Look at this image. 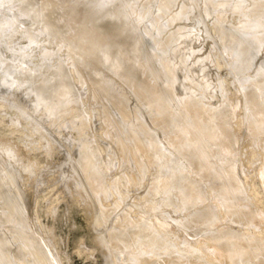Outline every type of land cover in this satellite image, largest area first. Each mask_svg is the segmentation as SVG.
<instances>
[{
    "label": "rangeland",
    "instance_id": "1",
    "mask_svg": "<svg viewBox=\"0 0 264 264\" xmlns=\"http://www.w3.org/2000/svg\"><path fill=\"white\" fill-rule=\"evenodd\" d=\"M79 1L82 2L83 0H68L67 3L70 2V5L77 6V4L81 3H79ZM115 1L116 0H102L101 2L103 3V5L106 6L108 4L107 6H109L110 4H112V2ZM162 1L163 0H122V2H126V7L129 10L132 6L142 9L143 7H147L148 10H150L151 16L156 18L162 16V21L160 20V22L164 24V27L162 33L160 34V40H157V45L161 41L164 42L167 39H169L172 44H175H171V48L165 53V55L167 54L166 56H158V59L155 58L157 56H154L150 53L151 50L148 46L145 47V51H147L148 55L151 54V60L149 61V63H152L151 66L153 70H158L156 71L157 76L153 81L156 84V89H164L165 92L163 97L152 101H142L137 96H135L136 94H134V92L128 85L123 84L119 80L115 81V84L116 86L118 85L117 88L121 90L120 93L122 92L121 94L124 99V109L126 110L127 114L123 115L120 110H116L117 108L113 105V103L108 101L107 98L105 99V97L97 91L95 85L88 77V69H83L80 63L73 58V56L69 52V44L67 42H61L58 39L57 34H51L50 32H48L45 22L41 21L40 24V21H38V23L37 20L34 19L31 15L23 13L21 9L23 4L22 0H0V153H2V155H5L6 158L8 157V152L10 154L9 158L11 160L14 158V161L12 160V162H10V164L14 162V166L10 164L9 165L14 169L18 168L16 169L18 174H23H20V179L26 181V184L25 182L23 184V182L19 180V185L22 187L21 189L25 192L28 183L29 186H32H28L29 189L26 191V194H28V202H26L24 205L27 210L24 208V211L22 210L23 213L21 212V218H25L23 217V215H28L29 219L27 217L26 218L29 221H26V219H24V221L22 219L21 225L22 228L24 226V229H21L22 232H24L23 230H26V232H28H24L26 236L28 235L29 237L31 236L30 238L34 237L35 240L38 239V241L41 240L40 242L44 241L47 243L46 245L49 249V252H51V259L56 258L55 262H53L54 260H47V264H52V262L55 264H105L102 248L98 242L100 230H105L106 227L109 226L116 227V223L118 225L117 227L121 226L120 228H122L126 225V227L124 228H127L136 224L135 222H146L147 219L149 221V224H152L153 228L155 227L154 229H157L161 233L163 232L162 234L166 235H164L166 240L168 239L166 244L163 245L162 249H157L159 251L161 250V253H159L161 255L164 253L162 250L168 249L167 251H171L169 252V254H174L173 250H175L176 252V250H178L179 248V251L181 252L190 254L194 253L196 255L195 259L202 262L203 264L206 263V260L207 263L209 262L208 264H211L212 262L213 264H231V261L235 260L229 257V254H226L225 250L221 248L220 243L222 241L227 242V239L228 241H230V239H233L232 237H235L236 235L234 234V232L236 233L235 229H237L238 231L241 230V233L244 232L243 235H241L240 232H237L238 235L236 236H242L241 238L244 239L245 244H243V247H245L246 249L243 248V250L245 249L246 251H244L249 254H251L252 251L254 252L251 254L252 257L250 256L247 259L249 261L246 262L244 260H241V264H249L250 261V264H255L257 263V261L260 262L262 260L264 262V256L259 255L264 253V171H262L264 170L262 169L264 168V110L261 111L262 113L260 112L261 114H258L259 117L257 122L250 121L253 120V114L248 97V92L253 88L254 81L258 77V71L259 69H261L260 67H255L258 65L264 66L262 64L264 63V42H261V46L259 44L258 46L260 47L255 50L258 53L254 52L255 54H251L255 57L253 58L251 56V58L247 59L246 68L242 69V72H237L235 68L233 69L232 67L234 66L233 64L234 60H236V56H234L235 54H232L233 52H228L229 48L226 45V43L230 39L228 36H223V34L231 32L230 34L233 37L237 32L240 31L241 26L243 25L242 23L246 22L247 19H254L255 21L259 22L260 25L263 24V26H260V32H258L259 26H256V29L255 27L254 29H252L253 27L250 29L253 31L257 30L256 32L260 34V36L258 35V37L261 38V35H263L264 37V0H172L167 4L164 11L161 12L159 11V6L162 5ZM91 2H93V4L96 3L93 0ZM261 2L263 3V7L260 11L261 15H259V13L255 10V7ZM18 3L20 4L19 6ZM182 10H184V12L179 15ZM184 13H186L187 15ZM148 18L149 17H147V19L145 18L144 22L139 25L140 29L138 28V31L141 30L143 24L148 23ZM2 23L4 24V26L2 25ZM5 23L8 26H6ZM6 27H9L8 30ZM2 29H6L7 31H3ZM155 29L156 28L154 27L152 30L153 33H155L156 31ZM253 31H251L252 34L255 33L254 35L257 36V33ZM199 33H201V35ZM172 37L173 39L171 40ZM183 43H187L188 46H186V44L183 45ZM204 51L205 53H203ZM178 53H180L182 56ZM230 54L234 58L231 59ZM175 55L177 56L175 57ZM153 58L156 60H154ZM184 58H186L185 61ZM168 60H170L171 62ZM177 60H179L180 62ZM190 60L192 62H190ZM153 61H156L155 65ZM178 62L179 64L177 65ZM61 63L63 64V69L60 71L58 70L57 66ZM165 65H170L171 68L167 71H163L162 67H164ZM155 67H157L158 69ZM209 70L212 73H210ZM241 73H243V76L245 73L244 77H246L247 80L242 75H240L241 78H239L237 74ZM159 74L161 75L159 76ZM22 76L24 78L27 77L26 80H24ZM161 76H168V78L164 79ZM48 77L50 78V80L48 81V88L50 92H55L59 85L65 81L69 82L72 85V91L67 94V98L69 101L66 103V105H69L71 103L68 106L69 108L66 106L65 108L67 110L63 108L60 111V114L58 113L57 117L52 116L53 118L44 115L45 108L43 107L45 106H41V104L44 105L42 103L44 101H42L40 104L39 99L41 100V98H39V96L36 94L37 90H35L37 89L38 84L40 82H43L42 80L47 79ZM4 78H6L5 80L8 79V81L4 82ZM20 78L22 81L19 80ZM186 78H188V80ZM242 78H244L245 81ZM156 79L159 82L158 84H160V87H158L159 85L157 84ZM166 79L168 80L166 81ZM169 79L170 82H168ZM162 80L165 82V84L162 83ZM198 80L200 81V83ZM7 82L10 83L8 85L9 87L7 86ZM29 82L32 84V86L31 84H29ZM242 82L243 84H245L243 85ZM246 82H248L249 84ZM175 83H178V86ZM4 84H6L5 88ZM15 84L18 86L15 87ZM10 85H13V87L10 88ZM123 87L126 89H124ZM18 89H20L22 93L20 92V90L18 91L20 93H18ZM127 89L128 91H131L128 92L131 93V95H126ZM168 89L172 92V94L171 92H168ZM30 90L31 92H29ZM204 90L205 92L206 90H208V93H204ZM123 91L125 98L123 95ZM174 93L176 94V96ZM132 94L134 97L132 96ZM168 94H170L172 98V101H169V106L168 102H165L170 99V96H168V100L166 99L168 98L166 96ZM29 96H31L32 98ZM96 96L98 97V99H101L100 102ZM131 96L132 98H129ZM26 98L27 102L32 103H30L28 108V103H24L26 102ZM10 99L12 100L10 101ZM77 99L79 100L78 103ZM179 99L181 101H179ZM37 100L39 101L37 102L38 104H36ZM73 100L74 102H72ZM177 100L181 103H179ZM10 102H12L11 105H9ZM13 103L16 104H14L13 106ZM175 103H178V106ZM33 105H35L36 107ZM37 105L40 106H38L39 109ZM173 105H176L175 109H178L176 110L177 112L173 110ZM192 105L193 107H191ZM24 106L25 108H23ZM32 107L34 109L36 108L38 111L36 109L32 110ZM101 107L105 109H102ZM140 107H143L144 109ZM179 107L181 108L179 109ZM22 110H25V112H21ZM183 110L185 111V113ZM194 110L196 111V116L194 115ZM33 111L37 113L32 114V116L37 115V118L36 116L35 118H33L34 116H31V113H33ZM173 111H175L176 113ZM104 113H107L108 115ZM196 117L197 119L200 117L199 119H201V123H206L210 120L211 122L208 123L211 124L213 130L215 129L214 138L210 143L208 152L211 155L208 154L210 155L208 156L210 157L208 158V160L213 157L219 159V167L217 166V164H215V166H217L220 170L222 169V174H220L222 175V177H224V180L221 179V175L218 174L220 170L219 172L217 171L218 169L215 170L216 167L214 168V164H212L214 163L213 160H215V162L217 163L216 158H213L209 162L212 174H210L209 176H204L202 173L197 171L195 169V166L192 164L191 151H179L169 142V138L174 135L173 132H175L177 135H181L184 138H189V136L193 138H203L204 134L200 126L201 123L198 124ZM177 119L180 121V123ZM36 120H38V123L39 120H42L40 121L42 123L38 124ZM189 120H191L192 122H189ZM120 122L122 123L120 124ZM187 122H189L188 125H185V123ZM43 124L45 125V127ZM122 124H127V126H130L131 128L127 126L125 127V125L123 126ZM192 124L193 126L195 125L194 127L196 128H192ZM117 125L119 128L117 127ZM46 126H49V128ZM39 127H41V129ZM43 127L44 129H46V132L44 131ZM123 128H127V130L129 128V132H125L124 130L126 129ZM252 128L255 132H253ZM147 129L149 132H147ZM158 129L159 133L157 131ZM193 130L196 131L194 132ZM126 133L129 134V136H127ZM44 135L47 137H45ZM120 135H125V137L123 136L122 138ZM152 137L157 142V148L159 149L158 151L151 150L152 152L149 151L148 153H145L144 151L129 153L130 150H127V148L129 149V146L132 145L136 139L140 138L144 140L145 143H148L150 142ZM118 138L120 139L118 140ZM54 139H58L59 142H56ZM216 139L222 142H219L218 140L216 141ZM84 146L86 147L84 153L85 157L87 158L86 159L83 157L84 165L89 166L92 161H95L102 174L101 181L103 188L97 191L98 194L96 193V196L98 197H96L97 200L95 199L96 204H99L98 206L101 207V216L103 217L104 215V218L102 220L104 223L102 225L104 226L101 225L102 228H100L99 232H97L98 230L95 231V229L99 228L98 225H95L96 223L94 222V220L100 213L98 214V212H96L94 208L91 207L92 204H90V200L83 199V197L75 192L76 186L73 183V179L75 178L76 173L73 171L72 166L78 165V162L82 157L80 152ZM9 147L12 149V151L14 150V152H10L11 149H8ZM65 150L69 151V153H66ZM65 153L66 155L64 157H66L67 159L65 158V160L63 158V160L62 155H64ZM67 154H70V156L68 157ZM11 156L13 157L11 158ZM169 156H172L171 159ZM9 158L6 159L7 162L10 160ZM70 158H73L72 161ZM62 161L65 165L66 162L69 165L67 164V166L65 167ZM140 163L144 164V169H140L138 167L137 164ZM229 164L232 169L234 168L236 173L235 177H237V190L232 186L230 177L227 172L226 167L229 166ZM30 166H32L34 172L32 171V168L29 169ZM22 167L23 173L21 172ZM24 167L27 168L24 169ZM62 167L64 169L67 168L65 170L66 172L68 171L69 174H67L66 172H64L66 173L64 174L62 172L64 170L62 169ZM163 169L165 171H163L162 173L161 171ZM82 170L83 169L80 167V172ZM167 170H169V174L168 172H166ZM26 172L29 173L26 174ZM82 172H84V170ZM176 172H178V176H182L180 185H185L191 182L196 184L194 185L195 190L196 188H198V186L200 190L202 188L203 192L200 191L199 193V190L197 189L198 192L196 190V195L199 194V197H202L203 195L202 200L200 199L201 197L196 198L198 195L195 197L197 200H200V209L197 207L200 206L197 203V200L195 199L196 203H194L193 206V202H190L189 200V194H186L185 196V193H182L180 189H176L175 186L177 185L172 187L169 193L165 189H162L164 187L160 184L159 181H161V179L163 178L169 177L170 175H176ZM61 174L64 175L61 176ZM216 174L218 180L215 178ZM24 175H27L28 178ZM60 178H63V180ZM221 180L222 182L225 181L229 183H222ZM66 181L68 182V185L65 184L67 183ZM210 183L212 186H208ZM224 184L228 186H224ZM24 185H26V187H24ZM63 185H67L68 190L70 188H73L74 192L73 189L72 191L70 189V192L67 190V192L66 186ZM23 187L25 190L23 189ZM63 187H65V190ZM177 188L180 187L177 186ZM174 189L175 191H172ZM163 190L166 192L164 193ZM254 190L257 192H255ZM162 192L164 195L162 194ZM170 193L173 195H171ZM229 193H231V196L229 195ZM218 194H220V198L218 197ZM254 195H256L257 198ZM166 196L167 199H165ZM162 197H164L163 200ZM262 197L263 201L260 200V198ZM175 198H177V200ZM244 198L246 199L244 200ZM232 199L234 200V202ZM256 199H259V202L256 201ZM170 200L174 201H172L173 204L176 203L175 201H177L176 205L179 204L178 207L180 206V210L177 209L175 204H171V207L174 206V208L172 207L174 210H172V208L169 207V203H171ZM195 200L193 201L195 202ZM237 201L238 203H242L238 204ZM232 202H236V206L235 204H232ZM163 204H169L168 208H171V210H168L167 206ZM189 204L192 205V208H189L191 207L189 206ZM203 205L207 206L206 209L208 208L207 210H209V212H207H211L210 214L204 212L206 211V209ZM233 205L237 207V210L234 209L235 207H232ZM241 205H243V207ZM183 206L186 209L183 208ZM195 206L197 208H195ZM208 206H210V209ZM238 206L239 209H241V212L239 211ZM137 207H139L140 209H138ZM158 207L162 209H158ZM165 207L169 212L171 211L172 213L170 212V214L165 209ZM91 208L93 209V212L95 211V216V213L93 214L92 210H90ZM193 209L196 210V212ZM245 209H249V212ZM165 210L167 211V214L164 212L162 213V211ZM251 210L253 213L251 212ZM26 212L27 215H25ZM160 212L162 215L160 214ZM197 212H199L200 214H197ZM239 212L242 214H240ZM168 213L170 215H168ZM177 213L178 215H176ZM190 213L192 215V218L191 215L189 216ZM213 213L215 216L213 215ZM195 214L197 216H200L202 214L200 218H202L204 221V217L208 219H206V222H203L202 220V222L199 224L201 219L198 221L197 219H199V216L197 217ZM211 215L214 217H210ZM256 215L257 217H254ZM195 216L197 219L195 218ZM187 218L188 222L185 223ZM192 219H196V221H198V224H196L197 222L191 223L195 222V220L193 221ZM212 219L216 221L214 222ZM207 220H209V222H207ZM129 221H131L132 223ZM244 221L245 225L241 226L242 224H244ZM246 221H249L250 223L248 222L247 224ZM23 222H25L24 225ZM26 222L28 225L26 224ZM31 222L34 224H32ZM237 222L238 225H236ZM208 223L212 224L215 234L212 233V226H210V228L208 229H211L212 235H209L210 231L205 229L207 228V226L209 227ZM206 224L208 225L205 227ZM32 225H36L35 227L37 228H34V226ZM198 225H201V227L203 226L205 228L199 231L201 228ZM222 225H224L223 227L225 228V230ZM219 226L222 229L219 228ZM27 227L31 228L28 229ZM163 228L165 229V231ZM231 228H234V230H232ZM216 232H218V234ZM222 232L224 234H222ZM247 232L249 233V235ZM259 233L261 234V236ZM228 234L230 236H232L233 234L234 235L230 237ZM214 235L218 238L221 236L222 238H220L222 241L220 240V242H218L219 240L215 238ZM227 236L228 238L226 239ZM243 236L245 237L243 238ZM256 236L257 239L254 241ZM246 237H248L249 239L245 240ZM209 238H211V241L214 238V241L211 242ZM215 239L218 240L216 241L219 245L215 242ZM246 241H248V243H246ZM256 242L257 244H255ZM178 243L181 245H179ZM248 244L251 246V248L249 247L250 249L260 247L259 252L258 248L257 251L256 249L252 251L250 250L251 252L249 251V249L247 250ZM259 244H261V246ZM176 245L178 246V248ZM164 247L168 248L163 249ZM217 247H219L220 250L217 249ZM222 249L224 251H221ZM42 252L43 251L41 250V253ZM31 255L26 253L22 256V258H14L12 259L10 264H24V261H26L28 264H32L33 258ZM254 255H258L257 258L259 260ZM222 257L224 259H222ZM227 257H229L228 259L231 260L228 261V259H225ZM252 258L255 260H253ZM238 262L239 261L232 262V264H240V262Z\"/></svg>",
    "mask_w": 264,
    "mask_h": 264
},
{
    "label": "bare ground",
    "instance_id": "2",
    "mask_svg": "<svg viewBox=\"0 0 264 264\" xmlns=\"http://www.w3.org/2000/svg\"><path fill=\"white\" fill-rule=\"evenodd\" d=\"M68 0H25L22 4V11L23 13L25 14H29L31 15L34 19L38 21H40V24H41V21L45 22L46 24V28H47V31L50 32L51 34H57V37L58 39L61 41V42H67L69 44V52L70 54L73 56V58L80 63L81 67L83 69H88V77L89 79L91 80V82L95 85L97 91L99 93L102 94V96L105 97V99L107 98L108 101H110L111 103H113V105L117 108L116 110H120L122 112L123 115H126L127 112L126 110L124 109V99H123V96H122V92L120 93L121 90H119L116 86V80H119L121 81L123 84H126L128 85L132 91L134 92V94H136L135 96H137L140 100L142 101H152V100H157L159 99L160 97H163L164 95V89H156V84L154 83V78L157 76L156 75V71L158 70H153L151 64L152 63H149V61L151 60V54L154 55V56H157L155 57L156 59H158V56L161 57V56H166L165 53L171 48V41L169 39L165 40L164 42L161 41L158 45H157V40L159 39L160 40V34L162 33V30H163V27H164V24L162 22H160L161 17L159 18H156V17H153L151 16L150 14V10H148L147 7H143L142 8H135L131 7V9H127L126 7V2H122V0H116L115 2H112V4H110L109 6H105L103 5V3L99 0H93V1H98L96 2L95 4H93V2H91L92 0H83L82 2L79 1L80 4H77V6L75 5H70L68 2ZM71 1V0H69ZM104 1V0H103ZM110 1V0H108ZM136 1V0H135ZM172 0H166V1H162V5L159 6V11H164V9L166 8L167 4L170 3ZM107 2V1H106ZM105 2V3H106ZM132 2V1H131ZM92 3V4H91ZM104 3V4H105ZM110 3V2H109ZM128 3V2H127ZM135 4V3H134ZM20 4L18 3V6ZM105 6V7H103ZM195 6H196V2H195ZM263 7V3H259L256 5L255 7V10L260 14V11ZM161 8V9H160ZM186 11V10H185ZM184 12V10H182L180 12L179 15H181L182 13ZM152 13V12H151ZM186 14V13H184ZM187 15V14H186ZM263 15V14H262ZM148 18V23H145L143 24V26L141 27V30L138 31V28L140 29L139 25H141V23L144 22V19ZM264 17V15H263ZM258 20V19H257ZM162 21V20H161ZM260 21V20H259ZM2 22V21H1ZM5 22V21H4ZM263 22V21H262ZM261 22V23H262ZM8 23V22H7ZM39 23V22H38ZM243 25L241 26V29L239 32H237L233 37L231 36V32H227L225 34H223V36H228L229 37V41L226 43V45L228 46V52L232 53V54H235L234 56H236V60H234V66L233 69L235 68V70L237 72L241 71L242 69L246 68L247 66V59L248 58H251V54L252 53H258L257 51H255L258 47L261 46V42H264L263 41V35H261V38L258 37V35L260 36V34H258L256 31H253L251 30L250 28L255 29L257 28L256 26H259L258 27V30L259 28H261L260 26H263L260 25L259 22L255 21L254 19H247L246 22L242 23ZM1 25V24H0ZM2 25L4 26V24L2 23ZM6 26H8L6 23H5ZM2 27V26H1ZM156 28L155 30V33H153V28ZM7 30L9 27H6ZM3 30V29H2ZM1 30V31H2ZM6 30V29H4ZM3 30V31H4ZM6 30V31H7ZM256 32L257 33V36L254 35L255 33L252 34V32ZM260 32V30L258 31ZM251 33V34H250ZM194 34V33H193ZM201 35V33H199ZM50 36V35H49ZM190 36V35H189ZM54 37V36H53ZM55 38V37H54ZM184 38H187V37H184ZM207 38V37H206ZM52 39V38H51ZM56 39V38H55ZM173 39V37L171 38V40ZM35 40V39H34ZM182 41V40H181ZM190 41V40H189ZM178 42V41H177ZM176 42V44H177ZM192 42V41H191ZM196 42V41H195ZM206 42V41H205ZM261 43V44H260ZM58 44V43H57ZM188 46L187 43H183V45ZM204 44V43H203ZM260 44V46H258ZM172 45H175L174 43ZM149 47L150 50H151V54L148 55L147 51H145V47ZM182 46V45H181ZM192 47V45H191ZM195 47V46H194ZM202 47V46H201ZM226 48V47H225ZM147 49V48H146ZM203 49V48H202ZM182 50V49H181ZM230 50V51H229ZM263 50V48H262ZM185 51V50H184ZM183 51V52H184ZM259 51V50H258ZM171 52V51H170ZM189 52V51H188ZM202 52V50H201ZM260 52V51H259ZM195 53V52H194ZM193 53V54H194ZM205 53V51L203 52ZM254 53V54H255ZM180 54V53H178ZM183 54V53H182ZM260 54V53H259ZM181 55V54H180ZM231 55V54H230ZM263 55V54H262ZM177 55H175L176 57ZM182 56V55H181ZM229 56V55H228ZM184 57V56H183ZM182 57V58H183ZM186 57V56H185ZM253 58L255 56H252ZM257 57H258V54H257ZM187 58V57H186ZM184 58V61L185 59ZM231 59L234 58L230 57ZM264 58V57H263ZM154 59V58H153ZM154 59V60H156ZM256 59V58H255ZM176 60V59H175ZM226 60V59H225ZM260 60V58H259ZM258 60V61H259ZM170 61V60H168ZM179 61V60H177ZM152 62V61H151ZM154 62V65H155V62L156 61H153ZM171 62V61H170ZM180 62V61H179ZM179 62L177 63V65L179 64ZM181 62H182V59H181ZM190 62H192L190 60ZM188 63V62H186ZM230 63H233V62H230ZM262 63V62H260ZM173 64V63H172ZM195 64V63H194ZM213 64V63H212ZM264 65V63H262ZM174 65V64H173ZM181 65V64H180ZM179 65V66H180ZM197 65V64H196ZM162 66V65H161ZM182 66V65H181ZM186 66V65H185ZM192 66H193V63H192ZM208 66V65H207ZM262 65H258L256 66L255 68H258L260 67L261 69H259L258 71V77L256 78V80L254 81V84H253V88L251 90H249L248 92V97H249V103H250V107L252 109V114H253V117L252 119L253 120H250V121H254V122H257L258 120V114H261L264 110V66ZM160 67V66H159ZM190 67V66H189ZM58 70H62L63 69V64H59L57 66ZM157 68V67H155ZM163 68V71H167L169 70L171 67L170 65H165ZM158 69V68H157ZM192 69V67H191ZM200 69V68H199ZM210 69V68H209ZM195 70V69H194ZM207 70V69H206ZM54 71V70H53ZM212 71V69H211ZM256 71V69H255ZM195 72V71H194ZM197 72V71H196ZM210 72V70H209ZM235 72V71H234ZM242 72V71H241ZM250 72V71H249ZM37 73V72H36ZM55 73V72H54ZM212 73V72H210ZM199 74V73H198ZM197 74V76H198ZM243 73L241 74H237L240 77V75H242ZM37 75V74H36ZM161 74H159L160 76ZM167 75V74H166ZM189 75V74H188ZM212 75V74H211ZM210 75V76H211ZM26 76V75H25ZM83 76V75H82ZM237 76V78H238ZM243 76V75H242ZM244 76H245V73H244ZM243 76V77H244ZM23 77V76H22ZM21 77V78H22ZM33 77V76H32ZM162 78H168L167 77H163L161 76ZM213 77V76H212ZM21 78L19 80H21ZM27 77H23L24 80H26ZM29 78V77H28ZM34 78V77H33ZM38 78V77H37ZM36 78V79H37ZM196 78V77H195ZM210 78V77H208ZM246 80L247 78L244 77ZM242 78V79H244ZM6 78H4L3 80H5ZM87 79V78H86ZM159 79V78H157ZM156 79V81H157ZM172 79V78H171ZM175 79H176V75H175ZM188 80V78H186ZM207 79V78H206ZM244 79V81H245ZM50 80V78L48 77L47 79H43L42 81L43 82H40L37 86V95L39 96V98H41V100L39 99L40 101V104L42 102L44 105L41 104V106H45L43 108H45V111H44V115L47 116V117H57L58 113L60 114V111L65 108L66 106L68 107L69 105H66V103L69 101L68 98H67V94L70 93L72 91V85L65 81V82H62L59 87L57 88V90L55 92H50L49 91V88H48V81ZM161 80V79H159ZM168 79H166L167 81ZM8 81L5 80L4 82ZM10 81V80H9ZM22 81V80H21ZM163 81V80H162ZM176 81V80H175ZM178 81V79H177ZM176 81V82H177ZM199 81V80H198ZM241 81V80H240ZM243 81V82H244ZM3 82V81H2ZM33 82V81H32ZM170 82V79L169 81ZM197 82V81H196ZM242 82V84H243ZM250 82V81H249ZM252 82V81H251ZM18 83V82H17ZM36 83V82H35ZM119 83V82H118ZM117 83V84H118ZM159 82L157 81V84ZM161 83V82H160ZM162 83L165 84V82L163 81ZM161 83V84H162ZM180 83V82H179ZM200 83V81H199ZM217 83V82H216ZM240 83V82H239ZM248 83V82H246ZM3 84V83H2ZM10 83L7 82V86L9 85ZM20 84V83H19ZM29 84H31L29 82ZM92 84V85H93ZM121 84V83H120ZM177 86H178V83H175ZM215 84V83H214ZM245 84V83H244ZM243 84V85H244ZM249 84V83H248ZM160 87V84H158ZM175 85V86H176ZM201 85V84H200ZM1 86V85H0ZM6 84H4V88H5ZM18 85L15 84V87H17ZM25 86V85H24ZM32 86V84H31ZM174 86V88H175ZM250 86V85H249ZM248 86V87H249ZM3 87V85H2ZM9 87V86H8ZM7 87V89H8ZM13 87V85L11 86L10 85V88ZM122 87V86H121ZM252 87V86H251ZM30 88V87H29ZM120 88V87H119ZM124 88V87H123ZM205 88V87H204ZM215 88V87H214ZM17 89V88H15ZM22 89V88H21ZM26 89V88H24ZM126 89V88H124ZM123 89V90H124ZM129 89V88H128ZM127 89V94L126 95H131V93H128ZM208 89V88H207ZM210 89V87H209ZM248 89V88H247ZM245 89V90H247ZM250 89V88H249ZM6 90V89H5ZM20 89L17 90V92L19 91ZM2 91H3V88H2ZM199 91V90H198ZM201 91V90H200ZM21 92V90H20ZM18 92V93H20ZM31 92V90L29 91ZM131 92V91H130ZM168 92H171L169 89H168ZM214 92V91H213ZM22 93V92H21ZM25 93V92H24ZM96 93V92H95ZM204 93H208V90H204ZM26 94V93H25ZM35 94V93H34ZM172 94V92H171ZM175 94V93H174ZM247 94V93H246ZM123 95H124V91H123ZM205 95V94H204ZM31 96H32V93H31ZM29 96V97H31ZM35 96V95H34ZM98 96V95H97ZM96 96V97H97ZM133 96V94H132ZM129 97V98H132ZM167 97L170 96V99L169 97L166 98L168 101H165L166 103L168 102V106H169V101H172L171 99V95L168 94L166 95ZM176 96V94H175ZM209 96V95H208ZM211 96V95H210ZM25 97V96H24ZM36 97V96H35ZM134 97V96H133ZM32 98V97H31ZM30 98V99H31ZM38 98V97H37ZM101 98V96H100ZM124 98H125V95H124ZM175 98V97H174ZM29 99V101H30ZM98 99V97H97ZM103 99V98H102ZM185 99V98H184ZM183 99V100H184ZM12 99H10L11 101ZM15 100V99H13ZM78 100V99H77ZM76 100V101H77ZM99 102L101 99H98ZM32 101V100H31ZM35 101V100H34ZM34 101H33V104H34ZM38 100L36 101V104H38L37 102H39ZM178 101V100H177ZM177 101H174V102H177ZM179 101H181L179 99ZM178 101V102H179ZM71 102V101H70ZM74 102V100L72 101ZM79 102V100L77 101V103ZM164 102V103H165ZM173 102V103H174ZM8 103H9V100H8ZM12 102H10L9 105H11ZM24 103H28L27 104V108L29 107L30 103L31 102H27V98H26V102ZM23 103V104H24ZM143 103V102H142ZM181 103V102H179ZM14 104L16 103H13V106ZM32 104V103H31ZM76 104V102H75ZM176 104V103H175ZM178 104V103H177ZM176 104V105H177ZM193 104V103H192ZM197 104V103H195ZM22 105V104H21ZM101 105V103H100ZM106 105H107V102H106ZM112 105V106H113ZM145 105V103H144ZM164 105V104H163ZM176 105H173L174 109L173 110H178V109H175V106ZM181 105V104H180ZM35 106V105H33ZM39 105H37L38 107ZM75 106V105H74ZM140 106V105H139ZM167 106V107H168ZM178 106V105H177ZM36 107V106H35ZM40 107V106H39ZM38 107V109H39ZM108 107V106H107ZM193 107V105L191 106ZM196 107V106H195ZM199 107V106H198ZM197 107V108H198ZM25 108V106L23 107ZM31 108V107H30ZM69 108V107H68ZM73 108V106H72ZM102 108V107H101ZM140 108H143V107H140ZM178 108V107H176ZM181 107H179L180 109ZM34 108L32 107V110ZM36 109V108H35ZM34 109V110H35ZM66 109V108H65ZM102 109H105V108H102ZM110 109V108H109ZM144 109V108H143ZM171 109V111H172ZM31 110V111H32ZM37 110V109H36ZM67 110V109H66ZM70 110H73V109H70ZM69 110V112H70ZM168 110V108H167ZM38 111V110H37ZM173 111V112H175ZM184 111V110H183ZM182 111V112H183ZM21 112H25V110H22ZM111 112V111H110ZM177 112V111H176ZM175 112V113H176ZM193 112V111H192ZM198 112V111H197ZM261 112V113H260ZM27 113V112H26ZM37 113V112H36ZM34 111L33 113H31V116L32 114H36ZM63 113V112H62ZM109 113V112H108ZM118 113V112H117ZM137 113V112H136ZM185 113V111H184ZM196 111L194 110V115H195ZM199 113V112H198ZM67 114V113H66ZM104 114H107V113H104ZM120 114V112H119ZM203 114V113H202ZM25 115V114H24ZM108 115V114H107ZM113 115V114H112ZM115 115V114H114ZM118 115V114H117ZM188 115V114H187ZM26 116V115H25ZM29 116V115H28ZM34 116V115H33ZM32 116V117H33ZM36 118H37V115H35ZM35 116L33 118H35ZM122 116V115H120ZM148 116V115H147ZM150 116V115H149ZM185 116V115H184ZM196 116V115H195ZM203 116V115H202ZM27 117V116H26ZM52 117V118H53ZM116 117V116H115ZM251 117V116H250ZM113 118V117H112ZM121 118V117H120ZM125 118V117H124ZM124 118H123V123H124ZM200 118V117H199ZM198 118V119H199ZM206 118V117H205ZM248 118V117H247ZM30 119V118H29ZM40 119V117H39ZM56 119V118H55ZM119 119V118H118ZM142 119V118H141ZM146 119V118H145ZM197 117H196V120L199 123L201 119L198 120ZM31 120V119H30ZM44 120V119H43ZM111 120V119H110ZM115 120V119H114ZM113 120V121H114ZM117 120V119H116ZM178 120V119H177ZM184 120V119H183ZM188 120V119H187ZM192 120V119H191ZM191 120H189V122H192ZM34 121V120H33ZM37 123H38V120H36ZM42 120H39V123H42L40 122ZM49 121V119H48ZM52 121V120H51ZM118 121V120H117ZM195 121V120H194ZM205 121V120H204ZM249 121V120H248ZM86 122V121H85ZM151 122V121H149ZM176 122V121H175ZM174 122V123H175ZM178 122L180 123V121L178 120ZM177 122V123H178ZM185 122V121H184ZM185 123V125H188V123ZM208 122H211L210 120ZM208 122L206 123H201L200 126L202 128V132L204 134V137L202 135L203 138H193L191 136H189V138H184L182 137L181 135H177L175 132L174 135H172L170 138H169V142L171 145H173L177 150L179 151H184L185 150H189L191 151L192 153V157H191V162L192 164L195 166V169L197 171H199L200 173H202L204 176H209L210 174H212V171H211V167H210V160H212L213 158L215 159L216 157H213L211 158L210 160H208V156H210L211 154L208 153L209 152V148H210V143L213 141V138H214V130L211 126V124H209ZM32 123V121H31ZM44 123V122H43ZM114 123V122H113ZM116 123V122H115ZM122 122H120L121 124ZM126 123V122H125ZM171 123V121H170ZM196 123V122H195ZM263 123V122H262ZM117 124V123H116ZM119 124V125H120ZM153 124V123H152ZM176 124V123H175ZM33 125V124H32ZM44 125V124H43ZM85 125V124H84ZM115 125V124H114ZM123 125V124H122ZM125 125V124H124ZM123 125V126H124ZM156 125V124H155ZM154 125V127H155ZM171 125V124H170ZM184 125V126H185ZM214 125V124H213ZM41 126V125H40ZM116 126V125H115ZM127 126V124L125 125V127ZM153 126V125H152ZM173 126V125H172ZM176 126V125H174ZM193 126V124H192ZM191 126V127H192ZM195 126V125H194ZM192 127V128H196V127ZM34 127V126H33ZM45 127V125H44ZM43 127V129H44ZM49 128V126H46ZM118 127V125H117ZM127 127H130V126H127ZM178 127V126H177ZM181 127V125H180ZM263 127V126H262ZM41 129V127H39ZM119 128V127H118ZM131 128V127H130ZM216 128V127H215ZM218 128V127H217ZM258 128V127H257ZM264 128V127H263ZM39 129V130H40ZM123 129H126L124 130L125 132L129 130H127V128H123ZM121 130H122V127H121ZM197 130V129H196ZM196 130H193L194 132ZM218 130V129H216ZM253 130V128H252ZM258 130H261V129H258ZM257 130V131H258ZM44 131L46 132V129H44ZM124 131H121V132H124ZM154 131V130H152ZM158 133H159V129L157 130ZM222 131V130H221ZM129 132V131H128ZM147 132L148 129H147ZM161 132V131H160ZM169 132V131H168ZM177 132V131H176ZM191 132V131H190ZM253 132H255L253 130ZM259 132V131H258ZM120 133V132H119ZM156 133V134H158ZM163 133V132H162ZM192 133V132H191ZM190 133V134H191ZM257 133V132H256ZM41 134V133H40ZM121 134V133H120ZM124 134V133H123ZM127 134V133H126ZM172 134V133H171ZM182 134V132H181ZM224 134V133H223ZM48 135V134H46ZM222 135V134H221ZM232 135V134H231ZM257 135V134H256ZM45 136V135H44ZM121 136V135H120ZM125 137V135H123ZM123 136H121L123 138ZM127 136H129V134H127ZM157 136V135H156ZM259 136V135H258ZM47 137V136H45ZM44 137V138H45ZM201 137V136H200ZM229 138V137H228ZM232 138V136H231ZM257 138V136H256ZM120 138H118L119 140ZM125 139V138H124ZM123 139V140H124ZM129 139V138H128ZM55 140V139H54ZM58 139H56L55 141L56 142H59V140L57 141ZM122 140V139H121ZM132 140V139H131ZM218 139H216L217 141ZM226 140V139H225ZM219 141V140H218ZM230 141V140H229ZM130 142V141H129ZM128 142V143H129ZM147 142V141H146ZM219 142H222V141H219ZM225 142V141H224ZM125 143V142H124ZM61 144V143H60ZM224 144V143H223ZM87 145V143H86ZM126 145V144H125ZM80 147V146H79ZM217 147V146H216ZM6 148V147H5ZM4 148V149H5ZM81 148V147H80ZM85 146L82 148L80 154H81V159L79 160L78 162V165L76 166H72L73 167V171L76 173L75 175V178L73 179V183L74 185L76 186L75 187V192H77L81 197H83V199H87V200H90L92 204L91 207L94 208V210L96 212H98V216L96 217V219L94 220V222L96 223L95 225H98V228L99 229H95L98 230L97 232H99L101 225L104 224L103 223V218H104V215L103 217L101 216V207H99L98 205L99 204H96V200L98 196H96V193L98 194V190L103 188L102 186V174H101V171L100 169L98 168V166L96 165V162L95 161H92L91 164L89 166H86L84 165V162H83V157H85V153H84V150H85ZM127 148V147H126ZM8 149H11L10 147ZM65 149V148H64ZM79 150V149H78ZM127 150L129 151V153H137L139 151H144L145 153H148L149 151L152 152L151 150H159L157 148V142L156 140H154V138L152 137L150 142L148 143H145L144 140L138 138L136 139L132 145L129 146V149L127 148ZM126 150V151H127ZM2 151V150H1ZM10 151V150H9ZM66 153L69 151L65 150ZM211 151V150H210ZM4 152V151H3ZM6 152V150H5ZM10 152H14V150ZM64 153V152H63ZM66 153L64 155H62V159L66 158L64 157L66 155ZM172 153V152H171ZM174 153V152H173ZM218 153V152H217ZM7 156L5 158V155H2V153H0V264H10L12 259L14 258H22V256L26 253L28 254H32V258H33V262L32 264H47L48 261L47 260H50V261H53L55 262L56 258L54 259H51V252H49V249L47 247V243L42 241H38L35 240V238H30L28 235L26 236L24 234V232H26V230H23L24 232H22V229H24V226L22 228V219H26V221H29L28 219V215H27V212L25 213V215L27 216H24L23 214V217L25 218H21V212L23 213V209L25 208V203L28 202V194H26V191L29 189L28 186H29V183L27 185V189L26 191L24 192L21 188V186L19 185V180H21L24 184H26V181H23L21 178V175L23 174H18L17 170L18 168L14 169L12 166V164H10V162H12V160L14 161V158L11 160L9 158L10 154L7 152ZM15 154V153H14ZM179 154V153H178ZM210 154V155H208ZM78 155V154H77ZM150 155V154H149ZM182 155V154H180ZM187 155V154H186ZM67 156L69 157L70 154H67ZM80 156V155H79ZM177 156V155H176ZM184 156V155H183ZM214 156V154H213ZM13 156H11L12 158ZM72 157V156H71ZM170 157V156H169ZM172 157V156H171ZM170 157V159H171ZM9 158L10 160L7 162L6 159ZM16 158V157H15ZM78 158V157H77ZM63 159V160H64ZM67 159V158H66ZM65 159V160H66ZM71 159V158H70ZM69 159V161H70ZM73 159V158H72ZM71 159V161H72ZM87 159V158H86ZM86 159H85V162H86ZM175 159V158H174ZM186 159V158H185ZM16 160V159H15ZM76 160V159H75ZM74 160V161H75ZM217 163L214 161V168L215 170H217L219 172V166H218V160L217 159ZM68 161V160H67ZM68 161V162H69ZM63 162V161H62ZM66 162V161H65ZM76 163V162H75ZM74 163V164H75ZM12 166H10V165ZM15 164V163H14ZM20 164V163H19ZM64 164V162H63ZM67 162H66V165L65 167L67 166ZM189 164V163H188ZM215 164H217V166H215ZM17 165V163H16ZM15 165V167H16ZM21 165V164H20ZM63 165V166H64ZM69 165V164H68ZM138 167L140 169H144V164L143 163H140V164H137ZM20 167V166H18ZM71 167V166H70ZM69 167V168H70ZM77 167V168H76ZM80 167L84 170V172H80ZM174 167V166H173ZM172 167V168H173ZM27 168V167H26ZM24 167V169H26ZM32 166H30L29 169H31ZM68 168V169H69ZM192 168V167H191ZM227 168V172H228V175L230 177V180H231V183H232V186L235 187V189L237 188V177H235V170L234 168L232 169L230 164L229 166L226 167ZM62 169H64L62 167ZM61 169V170H62ZM67 169V168H65ZM64 169V170H65ZM160 169V168H159ZM264 169V168H262ZM23 170V167L21 169V172ZM62 171L63 173L66 172L65 171ZM71 170V169H70ZM171 170V168H170ZM222 170V169H221ZM221 170L220 172L218 173L219 175H221ZM225 170V169H224ZM223 170V171H224ZM19 171V170H18ZM26 171V170H25ZM32 171H33V168H32ZM161 171V170H160ZM159 171V172H160ZM163 171H165L164 169L161 171L163 173ZM169 170H167L166 172H168ZM173 171V169H172ZM178 171V169H177ZM195 171V170H194ZM264 171V170H262ZM261 171V173H262ZM34 172V171H33ZM72 172V171H71ZM70 172V173H71ZM23 173V172H22ZM25 173V172H24ZM29 173V172H26V174ZM67 174L68 171L66 172ZM64 173V174H66ZM178 172H176V175H168L169 172H168V176L169 177H166V178H163L161 179L160 184L164 187L162 189H165L168 193L170 192V189H172V187H174L175 185L179 186L180 188H177L176 189H180L182 191V193H185V196L186 194H189L190 198V202H193V206H194V203H196V198L199 197V194L196 195V190L198 189L199 190V193L200 191L203 192L202 188L201 190L199 189V186L198 188H196L195 190V186L196 184L194 183H187L185 185H180V180H181V177L177 175ZM181 173V172H180ZM185 173V172H184ZM200 173H197V174H200ZM215 173V172H214ZM221 173V174H220ZM63 174V175H64ZM160 174V173H159ZM172 174V173H171ZM186 174V173H185ZM188 174V173H187ZM33 175V174H32ZM31 175V177H32ZM61 174V176H63ZM163 175V174H162ZM25 177H27V175H24ZM60 176V175H59ZM67 176H70V175H67ZM166 176V175H165ZM217 174L215 175V178L217 179ZM227 176V175H226ZM72 177V176H71ZM162 177V176H161ZM185 177V176H184ZM199 177V176H197ZM212 177V176H211ZM28 178V177H27ZM73 178V177H72ZM159 178H160V175H159ZM227 178V177H225ZM31 179V178H30ZM63 180V178H60ZM66 179V178H65ZM68 179V178H67ZM183 179V178H182ZM221 179L224 180V177H222L221 175ZM28 180V179H27ZM70 180V179H69ZM68 180V181H69ZM218 180V179H217ZM229 180V179H228ZM227 180V181H228ZM263 180V179H262ZM71 181V180H70ZM212 181V180H210ZM20 182V183H22ZM62 182V181H61ZM65 182V181H64ZM67 182V181H66ZM222 182V180H221ZM225 182V181H224ZM222 182V183H224ZM63 183V182H62ZM61 183V184H62ZM158 183V182H157ZM197 183V182H196ZM212 183V182H211ZM211 183L208 185L210 186ZM226 184L229 183V182H225ZM241 183V182H240ZM21 184V185H23ZM68 185V182L65 183ZM71 184V183H70ZM69 184V185H70ZM159 184V183H158ZM202 184V183H201ZM201 184H200V187H201ZM224 184V186L226 185ZM67 185H63V186H66V191L68 190L67 188ZM73 185V184H72ZM204 185V184H203ZM218 185V184H217ZM230 185V184H229ZM264 185V184H263ZM31 186V185H30ZM29 186V187H30ZM71 186V185H70ZM212 186V185H211ZM223 186V185H222ZM228 186V185H226ZM24 187H26V185H24ZM23 187V189H24ZM32 187V186H31ZM197 187V186H196ZM64 190H65V187H63ZM160 188V187H159ZM204 188V186H203ZM228 188V187H227ZM241 188V187H239ZM254 188V187H253ZM32 189V188H31ZM71 189V188H70ZM70 189L68 190L70 192ZM73 189V188H72ZM71 189V191H72ZM213 189V188H212ZM217 189V188H216ZM25 190V189H24ZM197 190V192H198ZM205 190V189H204ZM237 190V189H236ZM243 190V189H242ZM251 190V189H250ZM256 190V189H255ZM254 190V191H255ZM67 191V192H68ZM101 191V190H100ZM99 191V192H100ZM164 191V190H163ZM164 191V193L166 192ZM172 191H175L172 190ZM216 191V190H215ZM220 191V190H219ZM233 191V190H232ZM73 192H74V189H73ZM218 192V191H217ZM231 192V191H230ZM237 192V191H236ZM257 192V191H255ZM264 192V190H263ZM176 193H177V190H176ZM181 193V192H180ZM206 193V192H205ZM204 193V194H205ZM216 193V192H215ZM219 193V192H218ZM226 193V192H225ZM262 193V192H261ZM77 194V195H78ZM163 194V192H162ZM167 194V193H166ZM171 194V193H170ZM231 193H229L230 195ZM253 194V193H252ZM257 194V193H256ZM164 195V194H163ZM173 195V194H171ZM201 195V194H200ZM217 195V194H216ZM220 194H218V197H219ZM233 195V194H232ZM244 195V194H243ZM260 195V194H259ZM170 196V195H169ZM180 196V194H179ZM197 196V197H196ZM231 196V195H230ZM256 196V195H254ZM262 196V195H261ZM260 196V197H261ZM165 197V196H164ZM162 197V200L163 198ZM196 197V198H195ZM201 197V196H200ZM199 197V198H200ZM222 197V196H221ZM236 197V196H234ZM244 197V196H243ZM259 197V196H258ZM264 197V196H263ZM263 197L260 198V200L263 201ZM185 198V197H184ZM203 198V195L202 197L200 198L202 200ZM220 198V197H219ZM255 198V197H253ZM257 198V196H256ZM79 199V198H78ZM96 199V200H95ZM167 199V196L166 198ZM172 199V198H171ZM177 200V198H175ZM196 199V200H195ZM205 199V198H204ZM236 199V198H235ZM246 198H244L245 200ZM248 199V198H247ZM174 200V199H173ZM173 200H170L171 203L169 207H171V204ZM180 200V199H179ZM178 200V201H179ZM188 200V201H189ZM192 200V201H191ZM195 200V202L193 201ZM233 200V199H232ZM237 200V199H236ZM235 200V201H236ZM240 200V199H239ZM238 200V201H239ZM259 199H256V201H258ZM169 201V200H168ZM181 201V200H180ZM184 201V200H182ZM223 201V200H222ZM237 201V203H238ZM89 202V201H88ZM164 202V201H163ZM174 202V201H173ZM176 203L175 206L177 207V209L180 210V206L178 207L177 204V201H175ZM200 200H197V203L199 204ZM205 202V201H203ZM202 202V203H203ZM219 202V201H218ZM221 202V201H220ZM234 202V200H233ZM232 204H235L233 203ZM259 202V201H258ZM261 202V201H260ZM167 203V202H166ZM179 203V202H178ZM242 203V202H241ZM241 203H238V204H241ZM264 203V202H263ZM262 203V204H263ZM88 204V205H90ZM162 204V203H161ZM168 204V205H169ZM173 204V205H174ZM188 204V203H187ZM201 204V203H200ZM199 204V205H200ZM221 204V203H220ZM230 204V203H229ZM257 204V203H256ZM165 206H167L168 208V205L166 204H163ZM227 205V204H225ZM260 205V204H259ZM264 205V204H263ZM33 206V205H32ZM160 206V205H159ZM189 208H192V205L189 204ZM197 206V204H196ZM195 208H199L201 207L200 206H197ZM204 206V205H203ZM236 206V204H235ZM234 205L232 207H235ZM243 207V205H241ZM89 207V206H88ZM141 207V206H140ZM143 207V205H142ZM141 207V208H142ZM174 208V206H172ZM171 207V208H172ZM175 207V208H176ZM207 206H204V208L206 209ZM209 209H210V206H208ZM246 207V206H245ZM249 207V206H248ZM138 209H140L139 207H137ZM167 208L165 207V209L167 210ZM171 208H168V210H171ZM172 208V210H174ZM183 208H185L183 206ZM188 208V209H189ZM237 207H235L234 209H236ZM26 209V208H25ZM158 209H162V208H159ZM156 209V210H158ZM186 209V208H185ZM200 209V208H199ZM208 209V208H207ZM204 211V212H209V210ZM238 209H239V206H238ZM23 210V211H22ZM27 210V209H26ZM90 210H92V213L94 214L95 211L93 212V209L91 208ZM162 211V213H166L167 214V211ZM178 210V211H179ZM192 210V209H190ZM194 210V209H193ZM204 210V209H203ZM237 210V209H236ZM245 210H249V209H245ZM253 210V209H252ZM251 210V212H252ZM104 211V210H103ZM161 211V210H160ZM196 212V210H194ZM202 211V209H201ZM219 211V210H218ZM239 211L241 212V209H239ZM30 212V211H29ZM28 212V214H29ZM155 212V210H154ZM157 212V211H156ZM159 212V211H158ZM169 212V211H168ZM171 212V211H170ZM169 212V213H170ZM174 212V211H173ZM192 212V211H191ZM200 212V210H199ZM197 212V214L199 213ZM203 212V213H204ZM207 212V213H208ZM215 212V210H214ZM236 212V211H235ZM239 212V213H240ZM249 212V211H248ZM105 213V212H104ZM168 213V215H170ZM193 213V212H192ZM211 213V212H210ZM208 213V214H210ZM225 213V212H224ZM253 213V212H252ZM106 214V213H105ZM158 214V213H157ZM161 214V212H160ZM194 214V213H193ZM200 214V213H199ZM205 214V213H204ZM203 214V215H204ZM218 214V213H217ZM231 214V213H230ZM242 214V213H240ZM247 214V213H246ZM256 214V213H255ZM96 215V213L94 214V216ZM162 215V214H161ZM178 215V213L176 214ZM175 215V216H176ZM191 215V213L189 214V216ZM196 215V214H195ZM202 215V214H201ZM201 215L199 216V219L195 218L199 221L200 219V222L199 224L202 222V218ZM214 215V213H213ZM106 216V215H105ZM174 216V215H173ZM194 216V215H193ZM197 216V217H198ZM215 216V215H214ZM214 216H210V217H214ZM218 216V215H217ZM235 216V215H234ZM241 216V215H240ZM28 219H27V218ZM31 217V216H30ZM142 217V216H141ZM169 217V216H168ZM172 217V216H170ZM204 217V216H203ZM207 217V215H206ZM209 217V218H210ZM249 217H250V214H249ZM252 217V216H251ZM254 217H257L254 216ZM253 217V218H254ZM107 218V217H105ZM191 218H192V215H191ZM219 218V217H218ZM238 218V217H237ZM247 218V217H246ZM141 219V218H140ZM195 222H191V223H196L198 224V221ZM205 221L203 220V222H206V219L208 218H205ZM215 219V218H214ZM239 219V218H238ZM244 219V218H243ZM255 219V218H254ZM93 220V219H92ZM108 220V219H107ZM142 220V219H141ZM144 220V218H143ZM190 220V218H189ZM193 220V219H192ZM193 220V221H194ZM213 220V219H212ZM25 221V220H24ZM34 221V220H33ZM211 221V220H210ZM214 221V220H213ZM216 221V220H215ZM214 221V222H215ZM251 221V220H250ZM131 222V221H129ZM188 222V218L186 220L185 223ZM207 222H209V220H207ZM241 222V221H240ZM239 222V223H240ZM247 222V221H246ZM249 222V221H248ZM247 222V224H248ZM25 222H23V225H24ZM29 223V222H28ZM32 223V222H31ZM109 223V222H108ZM116 223V222H115ZM132 223V222H131ZM136 224H134L133 226H130V227H127V228H124L126 227V225L122 228L120 227H117V223H116V227L115 226H112V227H106L105 230H100L99 232V236H98V242H99V245L101 246L102 248V252H103V256H104V262L105 264H203L202 262L200 261H197V259H195V254L194 253H186V252H181L179 251V248H178V244L176 245L178 250H173L174 251V254L173 253H170L171 251H167L168 247L167 248H163V249H167V250H162L163 254H159L161 253V250H157L158 248L159 249H162L163 245L166 244L167 240L166 238L164 237V235L159 232L157 229H154L152 224H149V221L147 219V221H140V222H135ZM151 223V222H150ZM190 223V224H191ZM212 223V222H211ZM210 223V224H211ZM250 223V222H249ZM27 224V222H26ZM30 224V223H29ZM34 224V223H32ZM114 224V223H113ZM129 224V223H128ZM205 224V223H204ZM209 224V223H208ZM206 224L205 227L208 225ZM209 224V227L207 226V228L205 227H201V225L199 226L201 229L199 231H201L203 228L205 229H209L210 226H212V224L210 225ZM216 224V223H215ZM28 225V224H27ZM93 225V226H95ZM186 225V224H185ZM193 225V224H191ZM214 225V224H213ZM220 225V224H218ZM217 225V226H218ZM236 225H238V222L236 223ZM240 225V224H239ZM245 225V221H244V224H242L241 226ZM30 226V225H29ZM34 226V225H32ZM36 226V225H35ZM34 228H37L35 227ZM104 226V225H102ZM108 226V224H107ZM189 226V225H188ZM194 226V225H193ZM192 226V227H193ZM224 225H222L223 227ZM190 227V226H189ZM264 227V226H263ZM22 228V229H21ZM28 229H30L31 227H27ZM95 228V227H93ZM97 228V226H96ZM104 228V227H103ZM213 228V226H212ZM219 228H221L219 226ZM224 228V227H223ZM164 229V228H163ZM222 229V228H221ZM220 229V230H221ZM227 229V227H226ZM232 229V228H231ZM248 229V228H247ZM34 230V229H33ZM160 230V229H159ZM214 230V228L212 229V231ZM225 230V228H224ZM228 230H229V227H228ZM234 230V228L232 229ZM236 230V233L234 232L235 237L233 236H229L232 237L233 239H230V241H228V236L226 237L227 239V242L225 241H222L221 238L219 239L218 237H214L217 238L215 239V242L217 243L220 242V240L222 241L220 243L221 245V248H223L226 252V254H229L232 259H234L235 261H231V264L232 262H236V261H239L240 264H241V260H244V261H249L247 260L250 256L252 257V253H254L252 250H255L257 251V248H258V252H259V248L260 247H255V249H250L251 246L248 244V248L247 250L249 249V251L251 250L252 253L249 254L247 252H245L246 248L243 247V244L244 243V239H242L240 236L239 237H236L238 234L237 232H240L241 230ZM246 230V229H245ZM31 231V230H30ZM36 231V230H35ZM150 231V232H149ZM162 231V230H161ZM165 231V229H164ZM210 231L209 235H212L211 234V229L208 230ZM217 231V230H216ZM256 231V230H255ZM260 231V230H258ZM34 232V231H33ZM225 232V231H224ZM28 233V232H26ZM30 233V232H29ZM212 233L215 234V232L213 231ZM218 234V232H216ZM230 233V232H229ZM241 233V232H240ZM244 232L241 233V235H243ZM248 233V232H247ZM264 233V232H263ZM38 234V233H37ZM96 234V233H95ZM98 234V233H97ZM207 234V233H206ZM222 234H224L222 232ZM258 234V233H257ZM260 234V233H259ZM245 235V234H244ZM249 235V233H248ZM34 236V234H33ZM40 236V235H39ZM166 236V235H165ZM206 236V235H205ZM226 236V235H224ZM247 236V235H246ZM255 236V235H254ZM261 236V234H260ZM41 237V236H40ZM213 237V236H212ZM245 236H243L244 238ZM252 237V236H251ZM39 238V237H38ZM42 238V237H41ZM225 238V237H223ZM43 239V238H42ZM210 241H211V238H209ZM249 239L248 237L245 238V240ZM253 239V238H252ZM257 239V236L256 238L254 239V241ZM217 240V241H216ZM224 240V239H223ZM261 240V239H259ZM214 241V238L213 240ZM211 241V242H212ZM250 241H251V238H250ZM40 242V243H39ZM172 242V241H171ZM258 242V241H257ZM257 242L255 244H257ZM173 243V242H172ZM215 243V244H216ZM246 243H248V241H246ZM186 244V243H185ZM214 244V245H215ZM218 244V243H217ZM254 244V245H255ZM263 244V242H262ZM41 247H39V246ZM181 245V244H179ZM183 245V244H182ZM219 245V244H218ZM253 245V247H254ZM261 246V244H259ZM174 246V245H173ZM175 246V247H176ZM217 246V245H216ZM246 246V247H247ZM256 246V245H255ZM258 246V245H257ZM38 247V248H37ZM171 247V245H170ZM220 247V246H219ZM219 247H217V249H219ZM250 247V248H249ZM38 250H37V249ZM39 248H40V251H39ZM243 248H245L243 250ZM264 248V246H263ZM173 249V248H172ZM176 249V248H175ZM221 250V251H224V250ZM262 249V248H261ZM41 250L43 251L41 253ZM182 250V249H180ZM220 250V249H219ZM264 250V249H263ZM217 251V250H216ZM250 251V252H251ZM178 252V254H177ZM190 252V251H189ZM224 252V253H225ZM257 252V254H258ZM261 252V250H260ZM181 253V254H179ZM217 253V252H216ZM173 254V255H171ZM219 254V253H218ZM217 254V255H218ZM264 254V253H262ZM262 254H259L261 256H264ZM202 255V254H201ZM200 255V256H201ZM221 255V254H220ZM219 255V256H220ZM224 255V254H223ZM53 256V254H52ZM198 256V255H197ZM228 256V255H227ZM255 256V255H254ZM217 257V256H216ZM225 257V256H224ZM229 257L225 258V259H228ZM256 258L258 257V255L255 256ZM197 258H200V257H197ZM202 258V257H201ZM208 258V257H207ZM213 258V257H212ZM264 258V257H263ZM210 259V258H209ZM222 259H224L222 257ZM253 259V258H252ZM258 259V258H257ZM206 260V259H205ZM231 260V259H230ZM228 259V261H230ZM251 260V259H250ZM255 260V259H253ZM259 260V259H258ZM49 261V262H50ZM203 261V260H201ZM227 261V262H228ZM243 261V262H244ZM52 264H55L53 263ZM216 262V261H215ZM238 262V263H239ZM251 262V261H250ZM249 262V264H250ZM254 262V261H252ZM24 264H28L26 261L23 262ZM57 263V262H56ZM209 263V262H208ZM207 263V260H206V263L204 264H208ZM50 264V263H49ZM213 264V262L211 263ZM234 264V263H233ZM248 264V263H247ZM255 264H264L263 260L262 261H257V263Z\"/></svg>",
    "mask_w": 264,
    "mask_h": 264
}]
</instances>
